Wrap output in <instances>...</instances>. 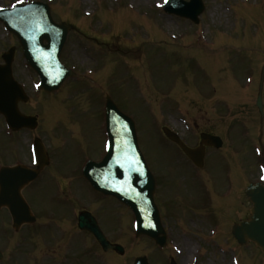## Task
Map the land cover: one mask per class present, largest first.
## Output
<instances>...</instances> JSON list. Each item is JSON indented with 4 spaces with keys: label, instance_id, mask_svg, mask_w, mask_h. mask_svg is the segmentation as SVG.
<instances>
[{
    "label": "rangeland",
    "instance_id": "374dc122",
    "mask_svg": "<svg viewBox=\"0 0 264 264\" xmlns=\"http://www.w3.org/2000/svg\"><path fill=\"white\" fill-rule=\"evenodd\" d=\"M20 1L23 0H0V7ZM40 1L51 4L57 19L69 21L78 29L77 33L70 35L63 50V60L75 71L73 78L67 81L65 86L68 88L78 81L89 80L90 84L85 82V85L90 92L83 93L87 94L86 96L78 97L79 104L71 97H67L66 111L88 123L91 129L88 135L90 138L96 137L93 139L95 144L101 143L100 138L97 137L101 135V122L97 121L99 114L95 99L106 91L110 78L113 82L114 77L115 86L125 87L127 91L118 89L115 92L125 103V106L121 104L120 108L141 121L142 141L146 151V142L151 149H156L157 140L151 133L154 129L158 135L160 126L164 123L169 122L173 127L181 128L190 124H206L210 121L211 129L225 131L224 119L218 118L220 113L216 110L219 104L213 100V97H218L216 91L213 95L211 92H205L209 84L208 80H210V88L212 81L218 89L224 82L232 85L233 79L242 88L249 87L247 83L249 77L253 81L252 84L260 81L261 70L264 67V0H204L206 9L198 27L191 22L167 15L162 9L165 0ZM2 29L3 27L0 26V38L7 43L8 37ZM86 32L88 37L81 36V33ZM111 35L113 45L112 42L107 43V47L112 49L109 52L103 41L104 38L110 40ZM138 38H149V40L136 46L132 45ZM4 49L0 47V53ZM202 52L206 57L204 59L199 57ZM250 62L254 66L253 73H250L253 70ZM16 66L22 74L25 73L22 58L17 59ZM35 81L38 79L35 78ZM28 86L35 102L44 96L34 91L33 84ZM68 92L71 93L72 89H68ZM241 98L238 103H243V107L248 104L238 113L239 118L243 119L239 122L248 126L247 130L245 127L242 128L241 152L244 154L242 164L252 166L254 157L251 148L259 143V139L253 140L247 137L257 136L259 122L257 123L253 115L256 96L250 94ZM183 113L186 114L185 118ZM77 118L68 116L64 130L58 128L50 131V142L53 146L56 148L61 146L57 137L60 132L71 137L78 132L75 127L78 124ZM226 120L228 127L230 123L228 117ZM246 132L248 136L245 135ZM68 140V146L72 148L86 147L89 144L85 139L80 138H76L75 141H70V138ZM153 154L154 157H159L158 152ZM153 154H150V159L156 163L153 169L158 176L171 173L174 171L172 168H177V165L172 167L171 164H166L173 162L169 153L162 154L158 162H155ZM244 169L243 167V183L237 180L236 193L230 190L224 197L226 205H236V207L226 212L228 216L222 231L216 229L218 235L212 238L221 239L214 240L215 244L210 240L209 248L207 242L204 247L199 245L204 238L197 237V234H201V223L198 220L195 219L193 222L192 217L182 216L179 213V222L176 221L178 218L171 221L168 227L172 230V243L168 251L181 264L195 262V264H230L232 256L227 253L229 251L241 257L242 264H251V259L233 245L234 240L230 233V225L247 214L249 208L244 188L250 180L259 178L258 167H255L249 176L245 175ZM224 170L226 165L222 161L212 171L213 192L219 189L223 193L227 189L223 182ZM231 170L234 173L233 168ZM232 173L229 171V175ZM233 194L236 200L230 204L227 199ZM243 200L246 201L244 210L237 211L240 201ZM191 207L194 208L193 204H190L186 210L188 213ZM128 214L130 221L126 226L130 234L126 242L131 248L129 254L132 257L140 252L137 246L145 243L146 239L135 236L133 229L135 219L131 212L128 211ZM173 226L176 228L173 229ZM209 237L211 238V235ZM223 251H226V254H222ZM247 253L252 255L251 252Z\"/></svg>",
    "mask_w": 264,
    "mask_h": 264
},
{
    "label": "water",
    "instance_id": "95a60500",
    "mask_svg": "<svg viewBox=\"0 0 264 264\" xmlns=\"http://www.w3.org/2000/svg\"><path fill=\"white\" fill-rule=\"evenodd\" d=\"M199 4L201 3L200 0ZM48 22L51 24L49 17H46ZM64 34H66V32L64 31ZM49 36L44 34V36L41 34H38V36L32 38V37H27V41L31 40V41H40V43L42 42L43 38H48ZM24 44V43H23ZM26 44V43H25ZM25 46V50H29V48ZM8 72H4V73H0V88L3 87V85L9 81L12 82V79L10 77V72H9V81L7 78ZM109 112L110 113H115L113 109L109 108ZM10 114H13V111H10ZM112 116H115L116 119H118L119 113H115ZM132 137V135H131ZM174 138V137H172ZM180 145L181 142H179L178 138H174ZM133 141V139H132ZM134 142V141H133ZM182 147L185 149L186 153L195 161V162H200V153L198 151L194 152V151H190L189 149H187L186 147H184L182 145ZM142 176L145 177V174H141ZM127 178L129 180V182H131L132 184H134V182L136 181V178L131 175V174H127ZM127 183V182H126ZM148 185L145 186L144 188V193L142 196L139 195V193H137L136 191H130V185L128 184V188L127 189V193H122L120 191V194L122 196H125L128 200L132 201L131 202V206L135 209L138 217L140 218L139 220L141 221L140 223V232L141 233H145L150 235L151 237H155L157 236L161 230H160V226H159V218L156 213V211L154 210L155 207L153 206V196L151 193V185H150V180L147 182ZM101 186L103 188H105L106 184L105 181L103 180L101 182ZM249 195L252 199V201L255 203V206L257 208V211H263L264 212V187L262 186H257L255 187V189H250L249 190ZM252 224L250 223H245L242 227L239 226L236 228L235 230V234L239 236V238H242L244 236V234H251L253 233L255 239H257L263 247H264V216L263 215H259L258 213H255L254 217H253V221H251ZM250 224V226H249ZM246 228V229H245ZM157 238V237H155Z\"/></svg>",
    "mask_w": 264,
    "mask_h": 264
},
{
    "label": "flooded vegetation",
    "instance_id": "af4514ba",
    "mask_svg": "<svg viewBox=\"0 0 264 264\" xmlns=\"http://www.w3.org/2000/svg\"><path fill=\"white\" fill-rule=\"evenodd\" d=\"M73 243L78 245V249L81 252L82 246H83L81 238L80 237L76 238ZM94 244H95V242L93 240V237L91 235H87L86 236V241H85L86 248L92 247Z\"/></svg>",
    "mask_w": 264,
    "mask_h": 264
},
{
    "label": "snow or ice",
    "instance_id": "6c2138e0",
    "mask_svg": "<svg viewBox=\"0 0 264 264\" xmlns=\"http://www.w3.org/2000/svg\"><path fill=\"white\" fill-rule=\"evenodd\" d=\"M168 2V0H165V3H167ZM262 179H264V177H262Z\"/></svg>",
    "mask_w": 264,
    "mask_h": 264
}]
</instances>
